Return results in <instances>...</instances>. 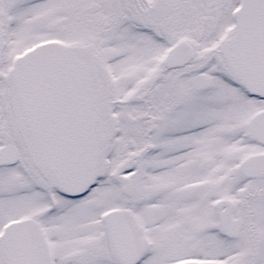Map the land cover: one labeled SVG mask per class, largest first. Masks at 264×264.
<instances>
[{"label":"snow or ice","instance_id":"1","mask_svg":"<svg viewBox=\"0 0 264 264\" xmlns=\"http://www.w3.org/2000/svg\"><path fill=\"white\" fill-rule=\"evenodd\" d=\"M0 264H264V0H0Z\"/></svg>","mask_w":264,"mask_h":264}]
</instances>
